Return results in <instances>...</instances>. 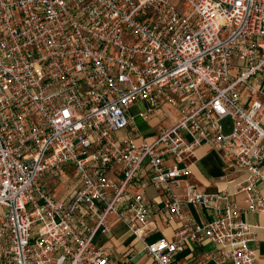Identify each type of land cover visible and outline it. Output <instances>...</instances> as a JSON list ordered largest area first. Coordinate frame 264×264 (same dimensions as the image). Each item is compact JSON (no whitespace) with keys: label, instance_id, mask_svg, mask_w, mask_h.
<instances>
[{"label":"built area","instance_id":"1","mask_svg":"<svg viewBox=\"0 0 264 264\" xmlns=\"http://www.w3.org/2000/svg\"><path fill=\"white\" fill-rule=\"evenodd\" d=\"M137 102L143 120L163 104L177 119L137 141L122 134ZM263 102L264 0H0V264H114L94 242L110 216L150 264H181L185 241L194 264H257L259 226L228 197L243 193L264 228ZM202 145L234 159L232 193L197 188ZM67 165L78 185L57 199L39 178ZM140 176L179 224L172 239L147 241L152 207L129 191ZM185 204L215 214L196 221ZM204 241L213 249L198 252Z\"/></svg>","mask_w":264,"mask_h":264},{"label":"crops","instance_id":"2","mask_svg":"<svg viewBox=\"0 0 264 264\" xmlns=\"http://www.w3.org/2000/svg\"><path fill=\"white\" fill-rule=\"evenodd\" d=\"M244 95V92H243ZM137 108L136 112H133ZM145 106L141 102L133 105L129 109V114L135 116L134 123L131 124L122 134H131L137 141L151 140L152 137L161 129L173 124L177 119L178 112L175 108L168 104H163L156 107L147 117L146 120L136 118L138 111L144 110ZM262 122L264 124V102L262 104ZM264 165V160L262 162ZM71 167L70 165H67ZM66 167V166H65ZM63 167V168H65ZM73 170V168L71 167ZM191 175L197 188L204 193H232L238 184H240L244 176L236 169L235 161L231 156H228L220 151L210 148L207 145L198 146L194 150V160L190 165ZM74 172V171H73ZM78 185L71 186L65 194H61V199L66 196L73 188ZM149 190V194L147 193ZM258 190L264 198V182H258ZM131 193L142 192L147 202L153 210V219L156 222L157 230L151 235L147 241L155 239L159 234L167 239L173 238L174 229L179 225L176 221H168L163 214H159L158 210L162 206L164 196L161 191L156 190L152 185L143 181L141 176L138 177L133 186L129 189ZM174 193L183 194V186L179 185L173 188ZM53 195V194H52ZM243 193L229 195V200L233 201L237 207L241 208V219L249 224L258 225L256 229L255 240L250 242V246L256 250L257 264H264V228L263 217L257 212L245 210L246 204L242 200ZM54 196V195H53ZM55 197V196H54ZM56 198V197H55ZM184 211L191 215L196 221L207 220L215 214L213 210L196 208L191 204L184 205ZM112 234L105 236L97 233L94 237V242L97 245L104 246L108 249V257L114 264H150L151 258L143 249V242L139 241L129 231L119 223L115 216H110ZM195 247L188 241L184 242V249L175 254V258L181 264H194L192 258V250ZM213 245L209 241H204L201 248L197 251H210ZM134 250L139 251L136 256H130ZM212 262L210 261L209 264ZM222 264H231L230 261H225Z\"/></svg>","mask_w":264,"mask_h":264},{"label":"rangeland","instance_id":"3","mask_svg":"<svg viewBox=\"0 0 264 264\" xmlns=\"http://www.w3.org/2000/svg\"><path fill=\"white\" fill-rule=\"evenodd\" d=\"M174 1L178 3V0ZM136 111L137 108L133 110V112ZM138 119L140 118L137 117L135 121H137ZM223 124L225 125V132H228L230 130L229 127H227L229 125V119L223 120ZM39 180L42 186L45 189L49 190L56 198H59L61 194H65L66 191L71 186L76 185L78 181L75 172H73V170L69 166L61 168L57 172L52 171L43 173ZM147 193L149 194V190H147Z\"/></svg>","mask_w":264,"mask_h":264}]
</instances>
